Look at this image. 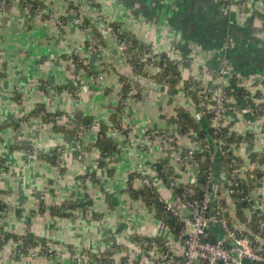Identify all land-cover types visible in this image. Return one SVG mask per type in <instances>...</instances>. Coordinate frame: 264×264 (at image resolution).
I'll list each match as a JSON object with an SVG mask.
<instances>
[{
	"label": "crops",
	"instance_id": "crops-1",
	"mask_svg": "<svg viewBox=\"0 0 264 264\" xmlns=\"http://www.w3.org/2000/svg\"><path fill=\"white\" fill-rule=\"evenodd\" d=\"M232 2L231 9L225 0H13L6 8L0 1V204L6 207L0 210V264H73V250L107 257L108 264H155L144 259L141 248L120 249L135 237L173 240L175 251H181L167 224L128 192L127 180L139 175L133 183L129 180L139 190L142 184L136 179L141 174L169 198L172 192L155 169L158 162L167 161L175 181L182 184L198 174V167L182 173L168 151L145 135L164 131L178 138L180 150L200 151L198 142L180 136L176 109L202 120L183 83L194 78L218 87L219 80L205 69L218 70L222 44H230L229 68L242 79V88L264 96L259 91L264 87V0ZM27 3L34 9L27 10ZM114 25L157 52L187 62L176 89L141 79L140 97L120 111L122 79L135 75L119 49ZM229 86L238 89L232 81ZM245 105L239 101L240 109ZM65 115L90 121V129L81 135L73 132L58 123ZM225 120L241 138L233 152L243 164H249L253 154H264V117L240 110ZM102 127L117 146L104 166L94 146ZM115 130L119 135L112 139ZM122 130L137 139L136 145L143 143L141 156ZM58 149L64 152L61 167L54 156ZM214 151L218 185L226 174L223 154ZM248 180L254 203L244 212L247 220L257 204L264 206V177L254 176L253 186ZM226 186L222 184L220 198L233 223L236 219L245 224L230 212L235 202L228 200ZM78 200L90 201L89 210L98 217L82 211L74 212V218L50 214L52 206ZM40 205L46 208L43 213ZM6 235L44 238L57 257L18 259L16 241L4 242Z\"/></svg>",
	"mask_w": 264,
	"mask_h": 264
},
{
	"label": "built area",
	"instance_id": "built-area-1",
	"mask_svg": "<svg viewBox=\"0 0 264 264\" xmlns=\"http://www.w3.org/2000/svg\"><path fill=\"white\" fill-rule=\"evenodd\" d=\"M0 1L3 7L6 8L10 3L12 4L13 0ZM225 5L231 9L234 7L232 0H225ZM25 7L27 10L34 9V5L28 3L25 4ZM241 11L244 12L245 9L242 8ZM59 24L62 25L63 22L59 21ZM115 38L119 49L125 53V57L128 61L130 57L126 54V51L132 46L131 43L121 41L116 34ZM229 50V43L222 44L218 70L212 71L205 69L206 75L210 77L214 76L219 80L218 87L211 88L204 82L195 79V82L200 84L196 85V83H193L189 89L190 92L196 93L199 99L196 106L199 115L203 116L204 112L211 115V127L214 131V136L216 137L220 136L222 130L226 128L227 125L225 117L228 113L242 110V112L253 115L258 114L260 110L262 111L264 109V96L261 97V99L256 97V91H247L249 95L246 97L248 101H251L255 105L254 108L245 103L246 107L239 109L238 104L234 102L235 98L228 94L227 90L229 88V82L231 81L235 83L237 88H242V79L231 74L228 59ZM159 54L160 53L153 48L151 52H142L137 56L139 64H144V70L150 77L157 75L162 70L159 65ZM168 57L177 63L180 71L181 67L188 66L186 61L174 59L170 55H168ZM98 80L101 79H95V81ZM134 94H136V91L132 89L130 91V96H133ZM132 99L133 98H129L127 101H131ZM261 117L263 118L264 115ZM57 120L58 123L63 124L70 129L76 130L79 135L90 129L86 125H78L74 115L60 116ZM229 131L230 134L233 132L231 129ZM118 135V131H112V139H115ZM125 136L128 138L131 145L138 146V148H136V152L138 156H141L145 150L143 143L136 145L137 139L132 137L130 132H127ZM145 137L146 140L150 139L159 142L161 149L168 151L169 157L173 160V162L181 167L182 173L189 174L193 167H198L195 152L203 151L202 148L200 151L188 149V151L184 153L177 145V137L168 135L167 133H160L158 131H149L146 133ZM172 141H176V145L172 144ZM218 142V139H213V146L218 145ZM221 143L222 142H219L220 145ZM233 146L231 148L232 151L234 150ZM207 148L209 150H213L212 152H214V154L212 153V160L214 161V149L216 148H211L210 143ZM216 150H220L223 154L221 148L217 147ZM62 153H64L62 149H58L54 153L56 156V164L60 167L63 165ZM99 156L101 159L100 152ZM243 163L244 162H242V164H240L236 169H233L230 174V178H227L226 193L230 197H232L233 194L240 195L243 201L254 203L253 195L250 192L245 194L244 190L241 188L244 183H247V176L250 172L254 170L264 171V163H260L258 160L255 162L250 161L249 164ZM136 180L141 182L142 187L145 186L155 188L152 180L141 174L140 178H137ZM127 182H129V179ZM197 182V175H195L190 178V181L187 184H197ZM175 183L182 184L177 181H175ZM209 183L215 185L216 187L215 173L211 170L209 173ZM257 188L258 186H256L255 191H258ZM171 192L172 196L169 198H164L162 196L161 198L164 202L165 213H167L170 218H175L177 220V225L181 226L178 234L171 232L172 236L180 244L181 251H175L173 240H166L163 242V245L156 242H152L151 244L150 242H147L144 247L138 245L136 242H133L128 246V248H141L140 250L143 251L144 259H147L149 262L155 264H264V206L262 204H257L255 210L251 209L252 215L247 220L252 223V217L254 216L255 220L253 230L251 226L242 224L236 219L232 225L229 224L226 209L214 198L213 192L208 187L206 188L204 197L201 201L189 199L187 194H184L182 198L176 199L172 190ZM179 205H182L186 211H180ZM0 209H2L1 211H6V207H3V204H0ZM87 214L92 215L90 210H88ZM217 229L221 235L216 242H210L209 232H215ZM15 245L17 247L15 255L18 257L37 258L39 256H46L45 252H43L44 248L42 245H37L36 247L27 249L26 251L19 250V246L23 245L22 242H16ZM47 247L48 249L46 250V253L55 259L57 257L55 247L53 245H48ZM70 259L73 264H106L101 257L100 259L94 260L87 253L76 250H74V253H71ZM105 260L107 261V259Z\"/></svg>",
	"mask_w": 264,
	"mask_h": 264
},
{
	"label": "trees",
	"instance_id": "trees-1",
	"mask_svg": "<svg viewBox=\"0 0 264 264\" xmlns=\"http://www.w3.org/2000/svg\"><path fill=\"white\" fill-rule=\"evenodd\" d=\"M221 3V2H220ZM114 34H116L121 41H124L126 43H131V47L126 51V54L130 57L128 60L130 66L133 69V73L135 75L134 78H129V79H122L123 83V89L121 93V104H120V111L124 108L125 103L129 98H139L141 95V89H142V84L140 83V80H152L156 85L163 87V88H170V89H176L177 85H179L182 81L181 78V71L180 68L178 67L177 63L169 59L168 55L166 53H160L158 55L159 58V65L161 66L162 70L160 73H158L155 76L150 77L144 70V64L140 63L137 58L139 53L142 52H151L153 47H150L149 45H146L144 43H141L138 39H136L134 36L126 33H122L120 31V27L117 25H114L113 29ZM196 80L193 78H189L184 82V87H183V92L188 95L195 105L197 106L199 99L196 95V93L190 92L189 89L193 85V83ZM235 82V81H234ZM200 83H196V85H199ZM134 89L136 91V94L133 96H130V91ZM234 89L229 86L228 88V94L230 96H233L234 98L237 99V104L239 109L241 106H239V101L243 100L248 106H251L252 108L255 107V105L246 99V97L249 95L246 90L243 88H238L237 91H233ZM41 114V113H40ZM264 115V109L259 111L258 114H253V117L258 119L259 117ZM50 116L46 114L45 120H50ZM176 118H177V124L179 127V134L182 137H187L190 139L192 142H198L200 147L202 148L203 151L201 152H195V158L197 160V165H198V174H197V179L198 182L197 184H176L175 183V178L173 176V172L170 169H168V164L167 161L161 160L156 164V172L162 179V181L165 183L168 189H171L173 191V194L175 195L176 199L182 198L184 194H187V197L189 199H194L196 201H201L204 197L206 188L208 187L214 194V198L221 203L224 208L226 209L227 207L225 206V200L220 198L221 194V187L222 184L219 182L216 187L213 184L209 183V173L210 170L214 171L215 173V162L212 160V152L213 150H209L207 146L209 143L211 144V148L214 147L217 149L221 148L223 152V162H224V169H225V174H226V179L230 178V174L232 173L233 169H236L240 164H242V160L234 155V152L231 150L232 146L235 145L236 147L239 146L241 138L238 136L236 133L232 132L230 134V127L226 126L220 134V136H214V131L211 127V115L209 113H203L202 120H197L190 112H187L186 110L182 108H177L176 109ZM78 119V120H77ZM76 122L78 125L82 124L83 122L86 123L87 127L90 125V121H83L79 117L76 118ZM90 128V127H89ZM120 128V126H119ZM118 129V128H117ZM121 129V128H120ZM106 128H100L99 130V135L97 138V141L95 143V147L98 149V151L101 154V162L100 166H104L106 164L107 159L113 154L114 151L117 150L116 143L108 139ZM73 132H77L76 130H73ZM127 131L122 130V134H126ZM160 133H165L164 131H159ZM213 139H218L219 142H222L221 145L218 142V145L212 144ZM176 141H172V144L176 145ZM188 150H183V152H187ZM55 156V155H54ZM56 158V156H55ZM56 160V159H55ZM256 160L260 161V163H264V154L258 155V154H253L250 156V161L255 162ZM250 175L252 177H250ZM139 175H132L130 177V181L132 182L136 177ZM249 180L248 183L253 186L254 185V180L253 177L256 176L258 180H261L264 177V171L261 170H254L252 173L248 174ZM215 177H217L215 175ZM128 184V192L137 200H140L143 202L150 210H154L157 217L161 219L164 223L167 224L169 229L171 230L172 233L178 234L181 226L177 225V220L175 218H170V216L165 213V206L164 202L161 198L160 193L155 189V188H150V187H142L139 190H135L133 187V184L130 183ZM239 181V180H237ZM244 183V182H243ZM259 185V182L257 186ZM244 190L245 194H248L247 190V183L243 184L242 188ZM232 199L235 202V213L237 214V217L246 225H249L253 228L254 230V216L252 217L253 222H248L246 217H245V210L248 208H251L253 203L250 202L248 203L247 201H243L240 195L233 194ZM5 205L3 204V207ZM91 206L90 201L86 202H81V201H72L70 203H63L61 205H54L50 209V214L53 216H59V217H69V218H74L75 213L77 211H82L83 214L85 215L89 207ZM46 208H44L43 205H40V210L43 213ZM2 210V209H0ZM75 212V213H74ZM93 217H98L97 214H94L91 212ZM226 214L228 217V222L229 224L232 225L233 221L229 215V212L226 210ZM254 215V214H253ZM217 233L215 232H209V241L210 242H216L219 238V236L216 235ZM4 242L13 239L16 242H22L23 245L19 246V250H27L33 247H36L37 245H42L44 248L45 255L47 257H50L54 259V257H51L49 254L46 253V250L48 249V245H50V241L40 238V237H35V236H28V237H22V236H16V235H6L4 237ZM133 242L137 243L138 245L144 247L145 243L150 242H156L158 244L163 245V242L165 240H162L161 238H143V237H135ZM132 242V243H133ZM120 249L123 250H128L129 248L126 246H120ZM74 253V250L72 251ZM88 254V253H87ZM91 258L94 259H100L98 256H93L88 254ZM105 257V256H104ZM20 259L21 257H17ZM103 258V257H101ZM108 259L107 257L104 258V263L108 264V262L105 260Z\"/></svg>",
	"mask_w": 264,
	"mask_h": 264
},
{
	"label": "rangeland",
	"instance_id": "rangeland-1",
	"mask_svg": "<svg viewBox=\"0 0 264 264\" xmlns=\"http://www.w3.org/2000/svg\"><path fill=\"white\" fill-rule=\"evenodd\" d=\"M256 91L258 92V90H256ZM259 91H261V92L264 93V87L261 86V90L259 89ZM217 176H218V175H217ZM220 180H221L220 182H221L222 184L225 183V184L227 185L226 181H228V180L226 179L225 176H224V180H223V179H220ZM225 190H227V186L225 187ZM227 197H228V200H229V201L232 200V199H231L232 197H230L229 195H227ZM232 208H233V209L230 210V212L233 213V215H235V206H232ZM251 215H252V214H251ZM251 215H250V216H251Z\"/></svg>",
	"mask_w": 264,
	"mask_h": 264
}]
</instances>
